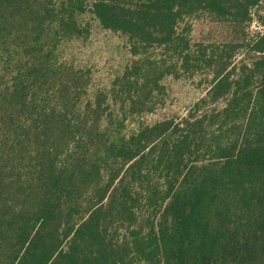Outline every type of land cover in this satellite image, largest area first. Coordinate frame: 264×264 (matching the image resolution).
Here are the masks:
<instances>
[{"label": "trees", "instance_id": "1", "mask_svg": "<svg viewBox=\"0 0 264 264\" xmlns=\"http://www.w3.org/2000/svg\"><path fill=\"white\" fill-rule=\"evenodd\" d=\"M262 2L0 0V264H264ZM87 14L129 48L107 91L64 56ZM202 18L232 39L194 42ZM170 76L208 87L142 122Z\"/></svg>", "mask_w": 264, "mask_h": 264}, {"label": "rangeland", "instance_id": "2", "mask_svg": "<svg viewBox=\"0 0 264 264\" xmlns=\"http://www.w3.org/2000/svg\"><path fill=\"white\" fill-rule=\"evenodd\" d=\"M254 19L257 21L255 24L264 30V0L260 8L255 11ZM84 21L90 23V35L87 39L74 40L65 45L64 56L75 65L91 70L92 93L98 90L107 91L115 77L130 61L129 48L124 38L101 28L92 15H85ZM191 23L193 26L191 37L194 42H224L233 37L232 29L226 24L212 22L207 18L193 19ZM253 24L245 31L248 41L259 33L252 27ZM235 32V37H242L240 29ZM238 58H243V52ZM205 79L206 77L202 76L165 78L163 84L167 89V96L164 103L154 113L143 116L142 122L152 124L167 118L186 116L192 105L204 96L208 87ZM135 128V122L128 123V131H133Z\"/></svg>", "mask_w": 264, "mask_h": 264}, {"label": "built area", "instance_id": "3", "mask_svg": "<svg viewBox=\"0 0 264 264\" xmlns=\"http://www.w3.org/2000/svg\"><path fill=\"white\" fill-rule=\"evenodd\" d=\"M255 30L259 31V33H262V29L260 27H258L255 23L252 26Z\"/></svg>", "mask_w": 264, "mask_h": 264}]
</instances>
